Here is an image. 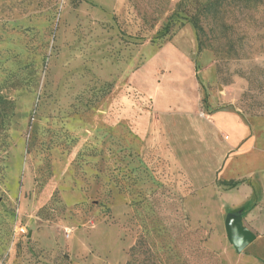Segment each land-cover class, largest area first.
<instances>
[{
	"label": "rangeland",
	"instance_id": "1",
	"mask_svg": "<svg viewBox=\"0 0 264 264\" xmlns=\"http://www.w3.org/2000/svg\"><path fill=\"white\" fill-rule=\"evenodd\" d=\"M180 1L0 0V82L16 103L0 148V264H127L142 242L139 263L264 264V215L237 252L224 164H183L197 142L154 109L192 112L195 69L212 63L209 89L233 86L219 107L237 111L264 150V0H220L227 13L202 17L204 32L186 21L158 35ZM208 1L218 0L186 8Z\"/></svg>",
	"mask_w": 264,
	"mask_h": 264
},
{
	"label": "crops",
	"instance_id": "2",
	"mask_svg": "<svg viewBox=\"0 0 264 264\" xmlns=\"http://www.w3.org/2000/svg\"><path fill=\"white\" fill-rule=\"evenodd\" d=\"M195 76L192 112L183 110L178 113L180 118L176 120L171 117V112L160 110L155 107V104L154 109L160 115L163 125L170 126L176 136H184H182L184 140H181L183 143L187 137L191 138L193 142H197V145L200 143L199 139L205 140L208 146V148H203L205 154L199 147L198 154L194 153L197 145L183 147L187 150L182 155L183 164L197 168L207 165L218 167L224 164L221 171L223 183L232 188L225 193L232 196V201L228 203L227 209L237 210L246 207V200L253 198L257 190L252 184H257L260 187L257 205L243 213V224L253 231H260L263 226L261 215H264V150L256 147V138L251 125L237 111L232 108L219 107V105L231 102L230 92L233 86H226L223 91L209 89L208 86L218 80L216 67L212 63L204 67H196ZM202 86L207 87L208 91V111L204 115L198 116L197 109ZM174 143L177 144V142ZM189 150H192L194 155ZM210 153L213 154V158L209 157ZM193 159H195L194 162H192ZM213 159L214 161H212ZM202 173L194 172L195 179L202 180L204 177ZM231 182H237V184L233 186ZM255 213L260 216H257L260 219L257 218L256 221ZM259 236L260 234L257 235V238Z\"/></svg>",
	"mask_w": 264,
	"mask_h": 264
},
{
	"label": "trees",
	"instance_id": "3",
	"mask_svg": "<svg viewBox=\"0 0 264 264\" xmlns=\"http://www.w3.org/2000/svg\"><path fill=\"white\" fill-rule=\"evenodd\" d=\"M189 6L188 0H181L177 3L176 9L167 17L166 21L163 23L162 27L158 30L157 34L173 36L175 30L181 28L186 21H191L196 28L198 34L204 32V27L201 22V18L212 17L214 19H224L227 11L223 2L218 0L216 4L211 3L210 1L206 2L202 9L199 11L191 12L190 9L186 8ZM190 7V6H189ZM199 47L203 44L201 38L198 35ZM16 103L13 98H11L4 89V85L0 82V148H6L8 146L9 130L11 128L12 119L15 115ZM237 182H231V185H236ZM250 208L247 204L244 208H239L232 212L244 209V213ZM231 213V212H230ZM140 243V246L134 245L131 247V258L127 261V264H149L153 261H143L139 263L136 258V254L140 251H150V245L148 248ZM160 264V263H155ZM162 264V262H161Z\"/></svg>",
	"mask_w": 264,
	"mask_h": 264
},
{
	"label": "water",
	"instance_id": "4",
	"mask_svg": "<svg viewBox=\"0 0 264 264\" xmlns=\"http://www.w3.org/2000/svg\"><path fill=\"white\" fill-rule=\"evenodd\" d=\"M226 232L230 243L239 253L244 251L257 238L256 233L243 224V212L228 214Z\"/></svg>",
	"mask_w": 264,
	"mask_h": 264
},
{
	"label": "bare ground",
	"instance_id": "5",
	"mask_svg": "<svg viewBox=\"0 0 264 264\" xmlns=\"http://www.w3.org/2000/svg\"><path fill=\"white\" fill-rule=\"evenodd\" d=\"M178 55V54H177ZM184 65V64H183Z\"/></svg>",
	"mask_w": 264,
	"mask_h": 264
}]
</instances>
